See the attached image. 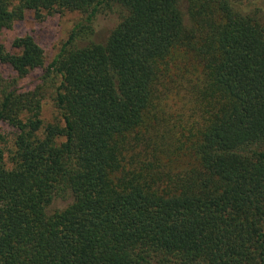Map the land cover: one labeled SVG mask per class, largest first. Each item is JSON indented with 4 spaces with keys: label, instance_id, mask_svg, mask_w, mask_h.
I'll return each instance as SVG.
<instances>
[{
    "label": "trees",
    "instance_id": "16d2710c",
    "mask_svg": "<svg viewBox=\"0 0 264 264\" xmlns=\"http://www.w3.org/2000/svg\"><path fill=\"white\" fill-rule=\"evenodd\" d=\"M187 1L190 27L181 0H0V33L80 15L48 66L0 44V264H264V20Z\"/></svg>",
    "mask_w": 264,
    "mask_h": 264
},
{
    "label": "rangeland",
    "instance_id": "374dc122",
    "mask_svg": "<svg viewBox=\"0 0 264 264\" xmlns=\"http://www.w3.org/2000/svg\"><path fill=\"white\" fill-rule=\"evenodd\" d=\"M235 11L245 15L264 20V0H227ZM181 9L184 15L185 23L188 27L192 24L191 5L187 0H181ZM218 16V15H217ZM216 16V17H217ZM120 14L117 11L113 14H102L96 21L97 35L95 41L104 43L114 30L120 20ZM80 20L78 13L64 12L43 14L38 18L33 12H27L22 21L16 22L12 28L4 30L0 33V44L7 51L14 52L13 43L16 39L31 36L44 50L46 66H48L56 55L59 53L62 45L67 41L69 34L75 24ZM178 60V59H177ZM193 69L191 73H193ZM44 74L43 70H38L26 79L19 81V87L23 91L35 89L41 84V78ZM0 76L6 80H13L16 77L15 73L7 66L0 65ZM49 89L46 98L43 100L42 118L46 123L58 121L61 118L55 108L54 102L50 96ZM169 103H168V99ZM164 101V105L171 104L172 111H177L181 107L180 97L170 96ZM174 98V99H173ZM61 122V120H60ZM63 124V122H61ZM3 134L8 138L12 137V132L8 128H3ZM11 145V143H10ZM9 145V146H10ZM71 203V199H57L49 208V212H56L65 209Z\"/></svg>",
    "mask_w": 264,
    "mask_h": 264
}]
</instances>
